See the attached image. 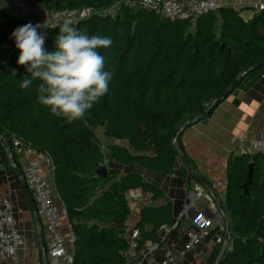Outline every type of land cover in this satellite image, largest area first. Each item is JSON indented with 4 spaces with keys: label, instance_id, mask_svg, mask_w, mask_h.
I'll list each match as a JSON object with an SVG mask.
<instances>
[{
    "label": "trees",
    "instance_id": "1",
    "mask_svg": "<svg viewBox=\"0 0 264 264\" xmlns=\"http://www.w3.org/2000/svg\"><path fill=\"white\" fill-rule=\"evenodd\" d=\"M23 1L49 11L120 5L115 17L94 15L72 25L112 40L110 47L99 50L104 70L112 73L108 92L83 119L73 122L37 102L38 80L27 89L20 87L29 73L17 64L19 51L11 33L28 22L0 8V134L16 169L22 170L15 140L50 159L56 191L76 238L73 264H126L130 243L124 231L113 226L129 218L127 193L140 190L157 201L165 195L138 174L118 179L119 167L139 165L174 174L180 158L175 145L184 150L182 135L174 141V133L206 112L242 71L264 64V11L248 23L239 11L221 7L193 23L133 8L128 0ZM61 25L43 31L49 51ZM98 127L112 141L105 145L106 156L93 131ZM0 161L9 165L1 143ZM105 161L110 165L107 176L92 180L97 164ZM251 164L253 181L244 195ZM227 170L223 206L231 222L232 247L215 245L200 264H264V156L231 157ZM16 178L20 180L18 174ZM172 223L170 203L146 206L136 226L141 235L136 251Z\"/></svg>",
    "mask_w": 264,
    "mask_h": 264
},
{
    "label": "crops",
    "instance_id": "2",
    "mask_svg": "<svg viewBox=\"0 0 264 264\" xmlns=\"http://www.w3.org/2000/svg\"><path fill=\"white\" fill-rule=\"evenodd\" d=\"M178 1L183 5H188L193 0ZM218 1L222 7L239 11L242 18L248 23L260 15L258 4L259 2H264V0ZM181 135L184 149L182 153L191 162L200 178L212 188L223 204L228 189L227 167L229 159L246 155L244 146L264 136V71H256L248 75L241 85L221 102L208 119L194 124ZM111 142V140H108V143ZM103 154L108 155V151L104 149ZM29 159H36L41 162L46 171L49 187L57 205L64 207L56 191L50 159L47 157L39 158V156L33 154L28 156L19 154L22 173ZM119 170L120 176L118 179H123L130 174H138L148 183L161 189L165 195L162 201H157L153 200L151 195L143 194L140 190H132L127 193L130 208L129 218L124 224L114 225L113 227L124 231L128 241L131 232L136 229L140 221L142 210L146 206L170 203L173 209L174 222L180 211L195 200V195L199 188L207 190L195 178L181 158L178 159V164L172 175L156 173L139 165L122 166L119 167ZM16 174L9 165L6 166L0 161V188L3 194L10 196L15 205L19 228L25 244L19 251L18 263L6 261L0 262V264H47L45 257L47 251L45 223L40 218V228L36 221L35 212L22 187L21 181L16 178ZM196 211H209L203 199L196 202ZM187 223L185 221L184 224L187 226ZM65 224L67 225V223ZM40 231L43 236L40 235ZM65 233L67 235L69 233L66 227ZM164 234L159 231L155 241L147 242L140 252L130 251L127 253L125 255L126 264H160L163 256L162 247L165 246L162 242L165 237ZM184 240L183 230H180L168 234L164 242L175 243L180 246ZM212 242L213 239L200 245L188 257V261H195L197 264L203 263L213 250L214 245ZM68 247L74 252V244L68 243ZM156 247L159 248L157 249ZM180 264L185 263L183 261Z\"/></svg>",
    "mask_w": 264,
    "mask_h": 264
},
{
    "label": "built area",
    "instance_id": "3",
    "mask_svg": "<svg viewBox=\"0 0 264 264\" xmlns=\"http://www.w3.org/2000/svg\"><path fill=\"white\" fill-rule=\"evenodd\" d=\"M127 4L133 8L148 9L165 19L172 21L192 20L193 23L205 14L217 12L222 7L218 0H193L188 5H183L178 0H128ZM116 7L120 8V5L109 10L90 7L73 11H49L32 7L23 0H4V4L0 3V8L12 15L26 19L28 23L33 25H44L40 30L41 32L47 28H55L63 24L65 20H71L72 25H75L94 15L115 17L116 15L114 16L113 13ZM258 10L264 11V2H259ZM14 146L18 155L33 154L39 158L43 157L36 151L26 146L23 147L17 140H15ZM244 152L247 155L261 154L264 156V136L244 146ZM23 174L31 190L37 213L45 223L47 264H73L74 252L69 249L68 243L74 244L76 238L69 223L68 211L65 207L57 205L43 165L36 159H29ZM212 191V189L203 190L199 188L195 200L180 211L177 219L159 230L165 233V237L162 239L165 246L162 247L163 256L160 264H180L183 261L185 264H197L195 261H188V257L200 245L211 241V239H213L214 246L222 245L223 250L231 249L232 240L229 226L219 206L221 200ZM200 199L206 202L209 211L195 212L196 202ZM185 221L188 222L187 226L184 224ZM65 227L69 231L68 235L65 233ZM180 230H183L185 239L182 245L164 242L168 234ZM140 238L141 235L138 230L135 229L131 232L130 251L137 252ZM24 244L15 205L10 196L3 194L0 188V262L18 263L19 251L24 247Z\"/></svg>",
    "mask_w": 264,
    "mask_h": 264
},
{
    "label": "clouds",
    "instance_id": "4",
    "mask_svg": "<svg viewBox=\"0 0 264 264\" xmlns=\"http://www.w3.org/2000/svg\"><path fill=\"white\" fill-rule=\"evenodd\" d=\"M43 27L27 23L11 33L19 51L17 64L26 66L29 73L20 87L27 89L38 80L40 105L69 122L83 119L108 92L112 73L104 70L105 58L99 50L110 47L112 40L78 31L71 20H65L54 39V50L49 51L40 31Z\"/></svg>",
    "mask_w": 264,
    "mask_h": 264
},
{
    "label": "water",
    "instance_id": "5",
    "mask_svg": "<svg viewBox=\"0 0 264 264\" xmlns=\"http://www.w3.org/2000/svg\"><path fill=\"white\" fill-rule=\"evenodd\" d=\"M44 34V32H43ZM261 70H264V64L262 65H256V66H252V67H249L247 68L246 70L242 71L238 77L234 80V82L230 85V87L225 91V93H223V95L217 99L215 101V103L206 111L204 112L202 115H200L198 118H196L195 120L193 121H190L188 123H185L182 127H180L175 133H174V141L176 140V138L178 136H180L185 130H187L189 127L193 126L194 124L196 123H199L201 122L202 120H204L206 118V116L211 113L216 107H218L220 105V103L222 101H224L229 95H231L234 90L237 88L238 85H240L243 80L248 76L250 75L251 73L253 72H256V71H261ZM0 143L2 144L4 150H5V153L8 157V160H9V166L12 168V170H14L19 178H20V181H21V184H22V187L29 199V202L32 206V209L33 211L35 212V215H36V221L37 223L40 225V228H41V221H40V217L37 213V207H36V204L33 200V197H32V193H31V190L29 189L28 187V184H27V181L24 177V174L21 172V170L19 169H16L13 165V160L11 158V151L8 147V144L7 142L5 141V139L2 137V135L0 134ZM175 149L177 150L178 154H179V157L182 159V161L186 164V166L191 170V172L194 174L195 178L205 186V188L207 190H211L212 188L203 180L200 178V176L198 175L196 169L192 166L191 162L187 159V157H185V155L181 152V150L175 145ZM109 173V168L108 166L106 165L105 162H102V163H98L97 164V169L94 171L93 175H92V180L94 181H97L99 179H102V178H105L107 176V174ZM253 176H254V165L251 164L249 166V172H248V175H247V181L246 183L243 185V190H244V195H247L248 194V190H249V187L253 181ZM213 193V191H212ZM216 195V194H214ZM219 206H220V209L222 210L224 216H225V219L228 223V226H229V230L231 231V222H230V219L227 215V212L223 206V204L220 202L219 203ZM40 235L43 236V233L40 231ZM45 257H46V253H45Z\"/></svg>",
    "mask_w": 264,
    "mask_h": 264
},
{
    "label": "rangeland",
    "instance_id": "6",
    "mask_svg": "<svg viewBox=\"0 0 264 264\" xmlns=\"http://www.w3.org/2000/svg\"><path fill=\"white\" fill-rule=\"evenodd\" d=\"M118 7H119V6H118ZM118 7H116V9H115V11H114V13H113L114 16L117 15L118 12L120 11V8H118ZM93 131H94V133H95V136H97V137L100 139L101 144H103V145H102V151L104 152L105 145L108 143V140H106V139L103 137V129H102V127L95 128V129H93ZM105 156H106V155H105ZM105 163H106V165L108 166V168H110L109 163H107V161H105Z\"/></svg>",
    "mask_w": 264,
    "mask_h": 264
}]
</instances>
